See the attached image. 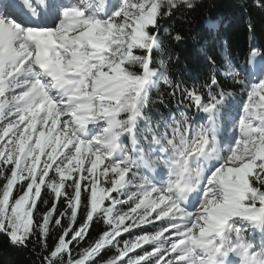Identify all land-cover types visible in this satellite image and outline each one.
<instances>
[{
	"label": "snow or ice",
	"instance_id": "6c2138e0",
	"mask_svg": "<svg viewBox=\"0 0 264 264\" xmlns=\"http://www.w3.org/2000/svg\"><path fill=\"white\" fill-rule=\"evenodd\" d=\"M200 2L0 0V233L35 264H264V47L174 76Z\"/></svg>",
	"mask_w": 264,
	"mask_h": 264
},
{
	"label": "trees",
	"instance_id": "16d2710c",
	"mask_svg": "<svg viewBox=\"0 0 264 264\" xmlns=\"http://www.w3.org/2000/svg\"><path fill=\"white\" fill-rule=\"evenodd\" d=\"M162 24L172 26L173 32L184 37L180 42L165 39L171 53L178 57L170 65L172 74L191 82L196 77L203 79L209 71L205 51L219 62L221 52L227 49L233 61L239 62L250 47H264V0H201L195 10L182 8ZM210 24L214 28L210 29ZM103 230L102 223L95 224L90 238ZM111 254V250L106 251L102 258ZM35 261L36 256L29 249L12 246L8 237L0 233V264H35Z\"/></svg>",
	"mask_w": 264,
	"mask_h": 264
}]
</instances>
